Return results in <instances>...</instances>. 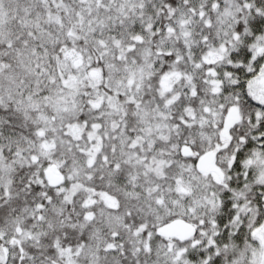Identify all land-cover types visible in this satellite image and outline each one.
<instances>
[{
  "label": "snow or ice",
  "instance_id": "1",
  "mask_svg": "<svg viewBox=\"0 0 264 264\" xmlns=\"http://www.w3.org/2000/svg\"><path fill=\"white\" fill-rule=\"evenodd\" d=\"M0 264H264V0H0Z\"/></svg>",
  "mask_w": 264,
  "mask_h": 264
}]
</instances>
